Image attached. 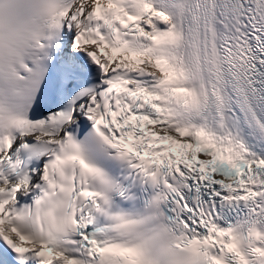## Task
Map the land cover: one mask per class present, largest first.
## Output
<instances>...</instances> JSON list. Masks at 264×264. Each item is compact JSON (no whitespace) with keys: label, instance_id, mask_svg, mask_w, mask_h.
<instances>
[{"label":"snow or ice","instance_id":"snow-or-ice-1","mask_svg":"<svg viewBox=\"0 0 264 264\" xmlns=\"http://www.w3.org/2000/svg\"><path fill=\"white\" fill-rule=\"evenodd\" d=\"M0 264H264V0H0Z\"/></svg>","mask_w":264,"mask_h":264}]
</instances>
